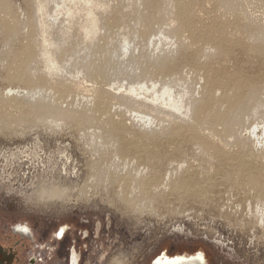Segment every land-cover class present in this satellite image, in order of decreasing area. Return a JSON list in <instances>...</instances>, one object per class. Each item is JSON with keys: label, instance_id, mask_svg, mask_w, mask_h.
<instances>
[{"label": "rangeland", "instance_id": "374dc122", "mask_svg": "<svg viewBox=\"0 0 264 264\" xmlns=\"http://www.w3.org/2000/svg\"><path fill=\"white\" fill-rule=\"evenodd\" d=\"M63 243L264 264V0H0V245Z\"/></svg>", "mask_w": 264, "mask_h": 264}, {"label": "flooded vegetation", "instance_id": "af4514ba", "mask_svg": "<svg viewBox=\"0 0 264 264\" xmlns=\"http://www.w3.org/2000/svg\"><path fill=\"white\" fill-rule=\"evenodd\" d=\"M12 233L19 235L24 238L33 239L32 230L27 222L18 221L15 222L11 227ZM65 230H68V225H61L58 227L53 236L56 239H62L65 237ZM103 246L100 247L97 251L96 258L100 259V253H102ZM88 251L91 252L92 247L88 248ZM107 252L104 257L100 259V262L103 261L106 257ZM76 255L73 253V258L71 264H75ZM15 255L13 253H8V251L4 250L3 246L0 245V264H12L14 261ZM28 264H38V259L36 256H30L28 259ZM97 263V262H96ZM45 264V263H42ZM148 264H210L207 261V258L201 250L193 251V252H180V253H167L160 251L156 254Z\"/></svg>", "mask_w": 264, "mask_h": 264}, {"label": "bare ground", "instance_id": "6f19581e", "mask_svg": "<svg viewBox=\"0 0 264 264\" xmlns=\"http://www.w3.org/2000/svg\"><path fill=\"white\" fill-rule=\"evenodd\" d=\"M130 92L131 93H134L135 92V89H130ZM164 95H166V96H168V98H170V91H169V89H168V87L167 88H165V89H163V91H162V93H161V97L162 96H164ZM168 101V100H167ZM169 105L171 106V107H173V108H177L178 107V105H177V103H175V102H173V101H170V103H169ZM68 230H65V232H67ZM84 232V234H86L87 233V231H83ZM67 241V240H66ZM103 246V245H102ZM101 246V247H102ZM104 247V246H103ZM63 250H64V252L66 253V257H67V264H71V261H72V258H73V253L77 256L76 257V259H75V264H82L81 263V257H82V254H81V250H79L78 249V247H76V245L74 244V245H65V243H63ZM86 248H87V246H86ZM100 248V247H99ZM89 251H88V248H87V250H86V252L84 253L85 255H86V257L88 258V253ZM92 252V251H91ZM98 253H96V255H97ZM107 255V254H106ZM94 261H95V263L97 262H100V260L98 259V258H96V257H94Z\"/></svg>", "mask_w": 264, "mask_h": 264}, {"label": "built area", "instance_id": "2783aa9c", "mask_svg": "<svg viewBox=\"0 0 264 264\" xmlns=\"http://www.w3.org/2000/svg\"><path fill=\"white\" fill-rule=\"evenodd\" d=\"M29 261V260H28Z\"/></svg>", "mask_w": 264, "mask_h": 264}]
</instances>
